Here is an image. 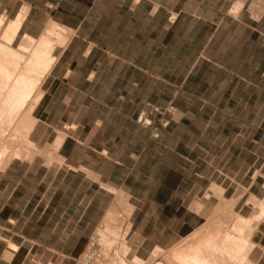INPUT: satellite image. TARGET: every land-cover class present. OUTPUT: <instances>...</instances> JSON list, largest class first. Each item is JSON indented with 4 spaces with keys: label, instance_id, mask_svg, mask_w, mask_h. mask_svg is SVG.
Wrapping results in <instances>:
<instances>
[{
    "label": "crops",
    "instance_id": "1",
    "mask_svg": "<svg viewBox=\"0 0 264 264\" xmlns=\"http://www.w3.org/2000/svg\"><path fill=\"white\" fill-rule=\"evenodd\" d=\"M83 1L87 11L77 13L73 1L57 0L60 15L49 17L72 34L45 76L29 138L55 151L0 168V217L18 246L12 264L21 249L85 248L91 236L82 245V235L105 215V228L120 233L106 214L111 189L130 195L127 236L137 255L191 232L203 215L190 205L213 180L228 199L246 190L241 209L251 194L264 196V4ZM0 2L7 11L27 2L23 29L33 35L47 22L32 20L30 0ZM154 104L174 106L170 123L138 124ZM146 160L155 168L148 175ZM252 242L250 256L264 264L263 219Z\"/></svg>",
    "mask_w": 264,
    "mask_h": 264
},
{
    "label": "bare ground",
    "instance_id": "2",
    "mask_svg": "<svg viewBox=\"0 0 264 264\" xmlns=\"http://www.w3.org/2000/svg\"><path fill=\"white\" fill-rule=\"evenodd\" d=\"M1 8L4 11H0V167L4 168L13 158L20 159L23 153L19 151L20 148L14 150L12 141L15 138L19 137L27 146L33 144L29 138L36 123L32 112L43 93L40 88L42 80L57 59L58 50L66 42V28L50 19L39 35H33L23 29L30 11L27 2H22L21 7L12 17L0 2ZM63 139L61 134L56 138L54 144L56 148L60 147ZM25 151L29 152V147H26ZM261 219L264 220V201H260L258 211L251 217L237 215L231 223L230 230L209 227L204 233L200 232L199 236H191L186 243L180 244L186 245L185 249L164 252L166 255L162 253L164 250L162 247H156L151 255L157 256L158 253L160 254L159 251H162V256L164 254L165 258L153 259L148 263L253 264L248 258V253L254 246L252 222ZM110 226L107 223L104 232L100 235L103 243L109 242L105 243L104 256L101 257L102 251L100 257L85 253V260L89 264H146L147 261L137 255H134L130 261L120 255L119 258L109 259V249L114 240H108L107 233H113V237L117 235V232H112ZM196 233L197 231L194 235ZM17 249L18 246L10 242L5 252V258H8L6 260L9 261L13 251Z\"/></svg>",
    "mask_w": 264,
    "mask_h": 264
},
{
    "label": "rangeland",
    "instance_id": "3",
    "mask_svg": "<svg viewBox=\"0 0 264 264\" xmlns=\"http://www.w3.org/2000/svg\"><path fill=\"white\" fill-rule=\"evenodd\" d=\"M30 1L34 3V6L36 5L33 11V15H32V20L35 23L47 21L46 22L47 24L48 21L50 20L49 18L50 15L59 17L60 10L58 11L57 8L55 7L56 4L58 3L57 0H30ZM69 1H73V4H74L73 6L76 7L77 13L79 12L81 13L84 10L87 11L86 2H84L83 0H69ZM256 1L258 4H264V0H255V2ZM14 10L13 12L12 10H8V12L11 14L10 17H12L18 9H16L15 12ZM0 11H4V9L1 8ZM33 26H35V24ZM64 27L66 28V34H65L66 38L65 39L68 40L72 34V31L69 30V28H67L66 26ZM43 29L44 28L42 27L40 31L42 32ZM44 80H45V77L43 78L41 87H40L42 88L41 90L43 91L46 85L45 83L46 81ZM12 142H13V148L15 151L18 148H20L19 151L23 152L21 154V159L23 158V160L31 161L36 156H42L44 158H48V154L51 153L52 155L53 152L55 151V148L52 145L41 148L40 146L35 144V142H33V144H31L30 146H27L25 145V143H23V141L19 137L15 138ZM26 147H29V150H30L29 152L25 151ZM25 157L27 159H25ZM53 157L54 156H52V158ZM56 157L60 158L58 156ZM13 159H16V158H13ZM146 162H147L146 174L148 175V174H151L155 168H152L153 161L146 160ZM213 181L204 187V190L201 191L199 196L194 199L192 205H190L192 210H194L195 212H199L200 214L203 215V217L201 215L194 216L196 227L188 234L179 238V240L175 242L174 244H172L171 246L169 247L162 246V248L165 251L164 250H162L163 252L159 251L160 254L158 253L157 256H154L151 254L153 253L155 248L158 247V245L155 246L152 250L151 248L140 249L139 255L136 254L134 248H131L129 241H128V236H127L130 230V225H131L130 224L131 212L133 211V205L130 201V195L126 190H123V189H118V188L111 189L112 191H114V198L106 214L110 212L114 216L115 219L113 222L111 221V223L119 227L121 232L117 233V235H115L114 237H113V233L111 234L107 233V237H109V239L107 237L106 238L110 241L112 239L114 240L113 242H111V248L109 249V255H108L109 259H112L114 257L119 258V255H120L121 257L125 258L127 261H130L134 255H137L145 259V261H147L146 264H149L148 262L153 259H164L165 257L163 256L165 253H168V251L172 252L178 249L179 250L183 248L185 249L186 245L181 246L180 244L186 243L187 240L191 236H199L200 232L204 233V231H206L209 227L214 226V227H220L223 230H228V229L230 230L232 228L231 223L237 215H242L244 217H251L253 214H255L258 211L260 201H264V196L257 197L251 194L246 199V202H249V203L251 202L252 204L250 203L249 206H244V208L241 209L240 206L237 204V201L240 198V196H242L245 193L246 190L244 188L241 191L238 190L236 193V196L234 195L233 197L228 199L224 197L223 189L221 188V185ZM204 198H206V200H204ZM126 203H129L131 205V209L129 211H127L128 209H127ZM104 218L101 221V225L98 226L97 229L92 234L82 235V243H81L82 245L85 244L84 240L88 239L91 236L90 239L88 240L89 242L87 241L85 248L47 249V248H43L40 246L38 248L35 247L33 249H21L20 252L18 253V256L15 258L14 263H17V264H75L76 261L83 258L85 252L88 250L89 244L92 241H95L94 242L95 245L92 246V249L94 247L98 248L100 251H102L101 257H103L104 250H105V243L106 242L109 243L108 241H105V243H103V240H101V236H100L101 232H104L105 230V219ZM5 219L6 218L4 217H0V264H8V263L12 264V261H11L12 258H10L9 261L6 260L8 258H5V252L9 248L10 242H12L10 238L11 234L8 232V229H7L8 224L6 223ZM258 222L257 221L252 222L253 223L252 227H255L258 224ZM103 225H104V228L99 229V228H102ZM196 231L197 233L194 235V232ZM32 236L35 237L36 239H43L42 234L38 232L33 233ZM95 236L98 237V240H97V237ZM75 237H78V234H76ZM21 238L22 237L19 236L18 234H14V240L20 241ZM39 241H42V240H39ZM75 243H76L75 241H71V242H68L67 244L73 245ZM163 243H166V240ZM161 252L162 253L165 252L163 256ZM249 253H248V258L251 259V262L253 264H257L255 258H252L251 256L249 257L250 255ZM11 257H13V254L11 255Z\"/></svg>",
    "mask_w": 264,
    "mask_h": 264
},
{
    "label": "built area",
    "instance_id": "4",
    "mask_svg": "<svg viewBox=\"0 0 264 264\" xmlns=\"http://www.w3.org/2000/svg\"><path fill=\"white\" fill-rule=\"evenodd\" d=\"M175 108L173 105H150L147 109L141 110L136 116V122L142 126H151L153 124L154 116H159L162 125L167 126L170 123V116L174 113ZM95 243L92 241L88 250L85 253L93 254V257H100V250L96 247L92 249ZM75 264H89L84 256Z\"/></svg>",
    "mask_w": 264,
    "mask_h": 264
}]
</instances>
